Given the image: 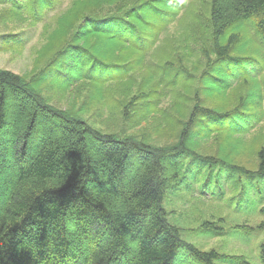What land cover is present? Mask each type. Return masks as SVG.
<instances>
[{
    "label": "trees",
    "instance_id": "trees-1",
    "mask_svg": "<svg viewBox=\"0 0 264 264\" xmlns=\"http://www.w3.org/2000/svg\"><path fill=\"white\" fill-rule=\"evenodd\" d=\"M56 1L0 0L47 31L29 73L0 69V264H252L194 240L264 235V0H72L46 22ZM80 89L72 110L43 94ZM183 195L245 219L196 221Z\"/></svg>",
    "mask_w": 264,
    "mask_h": 264
},
{
    "label": "rangeland",
    "instance_id": "rangeland-1",
    "mask_svg": "<svg viewBox=\"0 0 264 264\" xmlns=\"http://www.w3.org/2000/svg\"><path fill=\"white\" fill-rule=\"evenodd\" d=\"M22 2H26V0H20ZM72 0H57L55 3V7L49 11L46 14L45 21L51 19L52 16L56 13L59 12H64V10L68 9L71 5ZM206 0H189L188 1V6L192 5V8L194 10H202L204 8ZM69 6V7H68ZM1 9V7H0ZM180 20L186 19V24H190V19L186 18V14L183 15L182 13L180 14ZM48 20V21H49ZM17 22V25L14 24H5V23H0V43H2V35L4 33L8 32H19L21 30H26L27 32L25 33V36H23L22 42L23 46L19 47L18 50L15 51H3L0 52V69L1 70H7L10 72H13L18 75H26L29 73L32 68L34 61L36 59L38 51L41 49V47L45 44L46 42V29L44 30L42 28V23H39L36 27L32 26L29 27L25 22L19 20V21H13ZM174 33L181 34L182 30L179 29L178 27H171L167 34L172 35ZM81 90V89H80ZM80 96L78 97V100L73 97V91H67L64 94H61V92H51L50 94L43 93L44 95L48 96H54L56 99H52L50 101V105L52 107L60 108V109H68L72 110L71 106H78L81 102H84L85 99V93L86 91H80ZM167 101L163 103V107L167 108ZM101 110L98 108V106H95L92 104L90 107V112L87 113V119L88 117H96L99 122L96 124V128L100 131L108 132L111 130L112 124L110 125V119L108 116V113L106 110H101V116L96 115L97 111ZM85 117V116H84ZM250 139V138H249ZM247 139V140H249ZM209 149H214V145L212 146L211 144L206 145ZM5 173L2 175V179H6L7 177H11L12 172H8L4 170ZM216 178V177H214ZM206 180V179H205ZM205 180H203L205 182ZM231 182H234L233 180ZM202 182H200V185L197 186L199 188L201 186ZM239 186V183H238ZM185 188V187H184ZM213 188L209 190V192H212ZM235 194L238 195V191H234ZM184 197H178L176 198V207L178 210H187V211H192L191 218L197 219L196 221H201L203 219L210 220L212 219L213 221H216L218 218H226V221L229 223L234 222V220H237V222L244 221L245 213L246 211V205H245V200L244 199H237L238 200V205L234 204L233 206L230 207V205L225 204H216L215 201H200L197 200V198H193L191 196H185ZM253 196V195H252ZM237 210H236V209ZM242 211H239V209ZM236 211L242 213V214H237ZM191 221H194L191 219ZM262 218L260 216H255L253 215L252 218L250 216L249 218V224H255L259 221H261ZM197 224V223H196ZM194 222H192L190 225L191 227L196 225ZM264 235L259 236L258 238L253 237L250 238L249 240L247 239H240L237 237H233L231 235H224L223 237L220 238H209V237H196L194 240V243L198 246H200L203 249L209 250V249H215L219 252H223L226 254H229L231 256H245L248 260L251 261L252 264H263L261 261H259L257 255H258V244L260 241H262Z\"/></svg>",
    "mask_w": 264,
    "mask_h": 264
}]
</instances>
